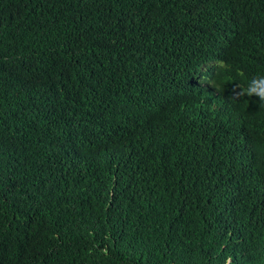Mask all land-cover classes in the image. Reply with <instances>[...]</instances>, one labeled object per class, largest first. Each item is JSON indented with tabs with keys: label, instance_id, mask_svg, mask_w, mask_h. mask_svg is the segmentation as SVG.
<instances>
[{
	"label": "trees",
	"instance_id": "trees-1",
	"mask_svg": "<svg viewBox=\"0 0 264 264\" xmlns=\"http://www.w3.org/2000/svg\"><path fill=\"white\" fill-rule=\"evenodd\" d=\"M215 57L264 76V0H0V264H264V103L145 73ZM146 97L163 145L132 123Z\"/></svg>",
	"mask_w": 264,
	"mask_h": 264
},
{
	"label": "clouds",
	"instance_id": "clouds-1",
	"mask_svg": "<svg viewBox=\"0 0 264 264\" xmlns=\"http://www.w3.org/2000/svg\"><path fill=\"white\" fill-rule=\"evenodd\" d=\"M259 2L256 4L255 10L259 9ZM255 10L252 11L248 18L256 15ZM160 68H148L147 72L152 77V82L155 84L154 89H150L156 92H162L165 94L178 95L187 102L202 103L211 107L214 110L219 104H223L229 96L233 98H250L257 96L259 100L264 103V76L254 77L252 79L237 78V76L230 74L231 68L228 60L224 57H215L198 62L192 67L183 68L180 63L171 72V78L164 80L161 78ZM229 74L228 77L236 78L230 90L225 89L224 83H219L220 78ZM245 75V73L243 72ZM99 85L102 86L101 98L106 106L115 112L116 115L125 116L133 103V101L114 94L111 88L128 89L130 86H119L115 84L109 75L98 77ZM239 81L241 84H239ZM174 87L178 88L175 89ZM141 113L133 120L132 123L143 128L145 130L151 129L152 133H149L151 137L157 139L160 144H165L170 138L169 133L161 132L157 129V125L154 124L153 119L156 114V110L149 103L148 97H146L141 104ZM65 148L63 151L58 152L59 159L67 161L68 159L76 156L82 144L74 142L72 140H63L60 142ZM67 150L72 151L73 154L68 153Z\"/></svg>",
	"mask_w": 264,
	"mask_h": 264
}]
</instances>
